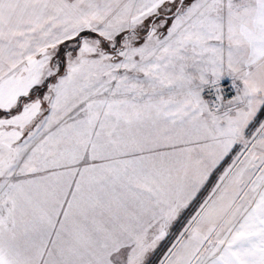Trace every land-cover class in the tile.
I'll return each instance as SVG.
<instances>
[{"label":"snow or ice","instance_id":"obj_1","mask_svg":"<svg viewBox=\"0 0 264 264\" xmlns=\"http://www.w3.org/2000/svg\"><path fill=\"white\" fill-rule=\"evenodd\" d=\"M0 264H264V0H0Z\"/></svg>","mask_w":264,"mask_h":264}]
</instances>
